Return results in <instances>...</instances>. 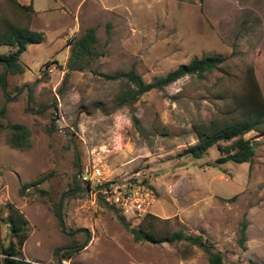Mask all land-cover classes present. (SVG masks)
<instances>
[{"label": "rangeland", "instance_id": "obj_1", "mask_svg": "<svg viewBox=\"0 0 264 264\" xmlns=\"http://www.w3.org/2000/svg\"><path fill=\"white\" fill-rule=\"evenodd\" d=\"M28 4L31 9L21 7ZM5 19L46 38L27 44L20 55L24 72L8 74L5 89L0 87V122H21L32 132L31 147L21 151L9 147L7 130H0V264L10 239L2 221L8 204L27 219L21 248L26 260L55 264L65 246L87 240L71 264H209L203 250L185 241H134L120 212L92 184L82 189L80 182L68 194L73 174L98 160L107 162L110 176L139 174L155 190L148 212L154 217H124L129 226L201 234L224 264H264V131L244 134L255 147L250 163H215V146L200 158L184 152L196 142L193 124L208 122L223 106L219 91H240L250 65L264 83V0H0V31ZM91 25L102 54L62 82L67 39ZM8 51L0 45V53ZM208 54L223 56L218 69L184 75L130 104H116L124 81L102 76L134 67L149 82ZM25 84L32 86L31 98ZM47 173L19 193L24 182ZM242 219L244 247L238 243Z\"/></svg>", "mask_w": 264, "mask_h": 264}, {"label": "trees", "instance_id": "obj_2", "mask_svg": "<svg viewBox=\"0 0 264 264\" xmlns=\"http://www.w3.org/2000/svg\"><path fill=\"white\" fill-rule=\"evenodd\" d=\"M20 6V5H19ZM26 9H31V4L21 5ZM110 23L107 22L109 27ZM0 31V45L9 47L8 52L0 53V87L5 89L7 85L6 77L8 74H18L25 70V66L20 60V55L26 50L27 44L40 43L45 41L46 35L43 31L31 29L27 25H17L5 19L4 26ZM69 46V56L66 61V68L62 78L65 82L71 71H82L87 69L89 65L101 55V51L97 50L98 37L95 26H88L77 37L67 39ZM224 58L220 54H208L200 57H193L187 63H181L176 68L168 71L162 76H155L151 81L146 82L134 67L127 71H115L105 73L102 76L109 80H123L124 87L115 96L116 104H130L140 95L151 89L162 90L169 83L179 79L184 75L203 77L205 73L218 69ZM260 69L264 66V60L260 62ZM259 68L256 66H248L244 87L237 92L219 91L217 97L224 100L223 106L218 110L217 116L212 117L208 122H199L193 124L196 133V142L187 146L184 150L193 158H200L208 152V149L215 146L219 157L215 163L224 162H251L255 153V147L252 142L244 137V134L250 130L264 131V83L258 76ZM47 75V73L45 72ZM36 77L35 81H38ZM28 96H32V86L25 84ZM16 90L21 87L15 86ZM60 89V88H59ZM6 98L8 95L4 94ZM0 116H4V105L0 108ZM133 124L137 125L139 120L135 114H132ZM6 129V143L13 149L21 151L27 150L32 145L31 129L24 123L7 120L5 124L0 122V130ZM50 173L44 174L39 178L26 181L19 187V193L22 195L26 189L37 186L47 179ZM80 182L84 183L82 189H90L89 181H82L78 176V172L73 174V180L70 184L68 194L76 189H80ZM107 186V182L96 186V189ZM93 187V186H92ZM95 188V187H94ZM45 192L43 189H39ZM100 193V191H98ZM110 205V204H109ZM113 209L112 205H110ZM58 223L63 227L60 207L57 204L52 206ZM121 224L132 234L134 241H148L150 243H176L185 241L191 245H195L203 250L207 255L209 264H224L223 255L219 250H215L212 242L204 238L201 234L185 233L181 229L174 230L168 234H159L150 227L144 228L142 224L137 226H129L124 216L117 214ZM154 217L150 213H146L142 220ZM8 225L9 242L2 247L3 264H31L22 256V244L26 240L27 219L12 204H8V213L2 219ZM247 222L242 219L240 222L238 243L244 247L246 238L245 230ZM87 244V240L82 243H71L64 247L61 254L63 258H71ZM260 264V263H259Z\"/></svg>", "mask_w": 264, "mask_h": 264}, {"label": "built area", "instance_id": "obj_3", "mask_svg": "<svg viewBox=\"0 0 264 264\" xmlns=\"http://www.w3.org/2000/svg\"><path fill=\"white\" fill-rule=\"evenodd\" d=\"M106 161L98 160L85 166L78 172L82 181H89L94 187L107 182L99 188L108 198V203L127 218L143 217L150 212V206L156 199V193L150 182L139 178V174L123 177L110 176ZM31 264H50L40 260H27ZM55 264H71V258H62Z\"/></svg>", "mask_w": 264, "mask_h": 264}]
</instances>
